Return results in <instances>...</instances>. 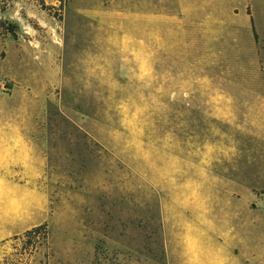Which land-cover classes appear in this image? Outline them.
<instances>
[{"label": "rangeland", "instance_id": "rangeland-1", "mask_svg": "<svg viewBox=\"0 0 264 264\" xmlns=\"http://www.w3.org/2000/svg\"><path fill=\"white\" fill-rule=\"evenodd\" d=\"M0 264H264V0H0Z\"/></svg>", "mask_w": 264, "mask_h": 264}, {"label": "trees", "instance_id": "trees-1", "mask_svg": "<svg viewBox=\"0 0 264 264\" xmlns=\"http://www.w3.org/2000/svg\"><path fill=\"white\" fill-rule=\"evenodd\" d=\"M41 4L43 5V2ZM25 234L26 235H33L35 237H40L43 240H45L47 237L46 225L45 224L37 225V226L31 228L30 230H27Z\"/></svg>", "mask_w": 264, "mask_h": 264}]
</instances>
